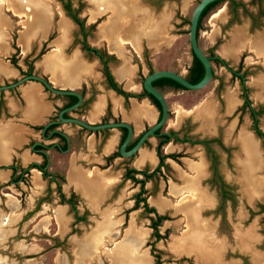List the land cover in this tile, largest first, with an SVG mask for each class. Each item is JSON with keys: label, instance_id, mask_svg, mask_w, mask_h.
<instances>
[{"label": "rangeland", "instance_id": "obj_1", "mask_svg": "<svg viewBox=\"0 0 264 264\" xmlns=\"http://www.w3.org/2000/svg\"><path fill=\"white\" fill-rule=\"evenodd\" d=\"M98 1L99 3H97ZM196 1L197 0H121V3L123 2V5L126 4L128 9L127 12L122 11V13L116 15L113 14L115 12H113L111 9L110 10L113 12L112 15L110 14L109 10L100 9L102 7L105 8L108 6V8L113 7L114 9L116 8L120 10V6L117 4L118 2L107 5L106 3H102L101 0H71V3L72 7L76 8L78 16L83 19V22L85 21V26L90 30L88 31L86 37L87 41L95 44H103L101 37H107V34H111L113 24L116 25L118 30L125 32L126 35H132L131 37L136 43L137 41L140 42V40H142L141 43L143 44V47L146 46V51H142L144 52L143 56L141 55V51L137 52L139 54V58L141 57L140 67L143 70V73H141L138 77L142 78L147 72L144 68L146 65L144 59L145 52L146 56L149 58L152 69L174 66L176 57H178V62L181 65H185L186 62L190 60L191 54L187 37L188 20L191 9ZM241 1L245 3L249 11L247 9L242 11L241 4L232 6L233 4L230 3L229 0H221L202 17L198 31V41L200 45L203 46L202 50L207 54L210 49L211 51L213 50L215 54L220 55L222 59L226 61L232 68H236L239 59L236 57V55L235 57L226 55V50L224 51V48L221 46L226 40L229 39L231 27L250 25L251 19L248 16V13L251 9L253 10L256 7L255 0ZM260 4L264 7V0H260ZM38 5V1L33 3V6L35 7H38ZM41 5L43 4H40L39 6ZM45 6H48L49 8L50 17L46 9L44 21L36 17L37 13L40 11V7L38 9L39 11H37L31 6L33 16H31V19L27 21L28 25L36 26L38 23V26L40 25L41 28V30L39 29L40 31L32 35L33 28H31L28 33L24 30L25 28L23 29V24L25 23L24 20L26 19L24 15H15L11 13V10H8L5 3L1 5L0 15L5 16V20L8 21L3 29L0 27V34L3 36L2 48L6 50L8 47L6 42L7 36V41H9V44L12 46V51H9V54L5 56V60L7 59L11 64L14 61L13 59H16V61L24 64L22 60L27 58V56L32 53V51L28 52L22 49V45L19 43L21 35V33H19L20 30H24L22 33L24 34L22 43L25 49L28 47L29 42L33 39V47L35 48L34 51H36L43 41V38H45L47 35H50V40L58 35V27L61 33L53 40V42L55 47L59 48L64 42V35L65 32H67L69 26L71 29L74 28V22L70 21L69 23V21H67L65 18H62L63 14L65 13L62 10L59 0H47ZM97 7L99 8V11L94 12L93 10ZM220 8L221 11L216 16H214V14L218 12ZM232 11L235 12L233 17H231ZM123 15H131L130 17L126 18L125 24L121 22ZM66 17L69 16L67 15ZM100 25L103 26L102 31H100ZM75 30H77V28ZM115 32L116 31L114 30L113 34H115ZM154 34H157V36H155V41L149 42L148 39H150V37H152ZM139 36L140 38L138 39ZM113 37L114 36L112 35L109 39L107 37L108 44L110 45L109 48L111 45L116 43V40ZM50 40H47V42L49 43ZM16 44H18V48L22 49L23 52L21 51L19 55L14 56L13 50ZM122 44L123 45L121 48H126L124 49L126 50V54L134 60V54L130 52L131 49H128L130 47L128 46L129 44L125 42ZM208 44H211L210 48L208 47ZM248 45L249 43H246V46L244 47L245 49H241L239 47L237 53L241 58L240 60L242 61V66L245 68L244 82L247 84L246 95L250 105L254 107L256 106L258 100L257 97L254 96V88L252 85H250V80L252 79V75L262 71V67L256 64L257 61L254 54L247 49L249 47ZM113 47L116 48L115 46ZM131 48H134L133 45ZM44 49L45 47L42 48L40 52L45 51ZM39 58L40 55L38 58H36V61H38ZM61 59L62 58L60 54L57 52L44 57V61L48 67L63 68L66 70L68 64H64ZM3 63L4 62L0 60V70L2 72L6 70V66ZM70 63V66L74 68L72 62ZM212 66L214 68L215 75L222 74L223 76L226 74V72H229L226 66L220 64L219 62L212 61ZM11 80L12 77L0 78V82H7ZM212 84L213 83L210 79L204 86L198 89H186L185 94L180 93L179 95L181 96H177L178 102L186 105H190V103L194 101L196 103L199 99H201V97L204 96V94L208 92L207 89L211 90ZM224 84L229 85L230 88L236 87L239 91L237 78L233 77L227 82L225 81ZM212 90L214 91V89ZM169 98L170 97H168V99ZM228 98L230 102H234V98L231 95H228ZM170 100H175L174 96H172V99ZM218 100L220 103H222L220 98ZM248 110V106H244L241 111L237 110L230 115L226 114V118L224 119L228 121L233 117L237 120L239 118V123L241 125H245L246 128L252 132V120ZM231 124L232 123H230L229 126H231ZM257 124L261 128L264 127V112L258 115ZM163 127L165 128V126ZM245 134H250V132L242 127L238 129L236 134V138L239 141V147L242 151V154H239L240 157L238 156V161H241L244 158V151L239 138ZM0 135H2L1 138H3V136L8 137V134L4 133L3 131L0 132ZM219 136L221 140H224L222 131L219 132ZM251 137L253 138L259 153L260 168H258L259 171L256 173V175L262 179L260 189L262 188L264 193V142L260 141L259 139L256 141L252 135ZM224 142H226L225 145L227 146V152L222 148L217 147L218 155L224 159V161L220 162V165H223V167L221 166V169L226 170L227 168L228 171L226 172L234 174L235 165L233 162V154L238 150L237 144L229 143V138H226ZM191 147L192 151L189 149L190 154H188V152H184L182 154L188 155L192 158H197L198 154L202 151L200 146L194 145ZM20 154V150H18L17 155H15L13 158L15 159V162L20 161ZM225 154L227 155L226 160ZM174 161L186 169L184 163H182L180 159H174ZM56 163L59 164L58 161H56ZM167 163L168 165L166 168L162 167L163 173L160 176H154L149 180L147 179L145 182L147 190L144 192V195L146 197L147 203L151 206H154L152 200L155 199L157 195L161 194L163 196H169L167 191L170 190L172 184L169 186V188L168 185L171 182L182 183V178L177 175V165H174V162L170 159L167 160ZM195 164H198L199 167L202 166L200 162H195ZM5 167H7V165H2V167L0 166V168ZM38 170L39 169L36 167L30 168V170H28L25 174H22L20 180H18L16 183H13L9 181V176L7 178H3L4 171L0 169V178H3L0 179V264H214L212 262L213 260L206 261L196 258V255L192 254V252L190 253L188 250V246L194 240L196 242L197 239L202 238L200 237V232L201 230L203 232V227L206 226L199 222L195 223L197 206L192 207L190 204L187 206V208L179 210L182 211L183 214L180 212H174L173 208L171 207L164 209V211L161 213L165 212L166 219L163 220L157 228L160 232L165 233L163 234V237L155 238L152 234L153 228L149 223L150 219L148 218V216H150L148 214L153 216V212L147 210V212H145L144 209L141 208V204L140 207L131 209L133 204L131 197L137 188H129L131 186H136L132 184L130 180H118L115 183L118 184V188H105L106 195L101 202V207L112 205L118 207V211L113 214L114 209L105 207L102 219L96 222L92 232L89 236H87V238L76 239L78 237H84V235L89 232L90 224L92 223L91 217H98L100 212L95 211L92 213L88 211L85 208L86 204H88L86 199L79 195L78 192H76L77 195H75L77 196L75 197L77 200V210L79 213H82L85 209L86 218L83 221L77 222L73 226V213L69 207L66 206L64 215L68 220V227L59 231V223L60 226L62 224V220H60L62 212L58 211L55 214V209L58 207V204H63V202L59 201L58 194L54 187L48 188V191L46 192L47 188H42V186L37 187V184L35 185V176L34 179L32 177V173H35V171H37V176L43 180L42 182L47 179V176H45L46 178L43 177L42 173ZM196 170L198 171V168H196ZM223 174L225 176V173ZM241 175L243 180V172ZM57 180L59 182L62 181L59 178H57ZM63 181L65 180L63 179ZM164 181L166 184L165 188H163ZM244 181L245 180H243L242 183H244ZM203 184H205L204 180ZM233 184V188H235V190L236 188L238 189V187L240 188L238 183L233 182ZM151 185L153 187H151ZM245 188H247L249 195L252 192H257L258 190H256L254 187L252 189L247 185L246 181ZM63 189L67 193L68 188ZM176 189L178 191L182 188H175L174 190L176 191ZM81 190L86 196H89L93 200L96 198V196H98L95 193L97 190L96 188H81ZM174 195L175 194L170 196L169 199L174 201L177 198ZM237 196H240V194L237 193ZM202 200L203 199L200 197L199 205L203 202ZM166 201L167 199L163 197L154 200V203L157 206L155 207L156 210L157 208L161 209L166 206ZM128 205L130 206L126 207ZM247 205L248 204L246 200L243 198L242 200L239 199L235 204V208H232L231 210L228 205L226 206L227 220L222 221L218 226V230L222 233L221 237L225 236L226 240L224 244L226 245V248L221 255V261H219V263L216 262V264H240V260H244L245 262L253 261L250 253L248 255H244V257L239 254L240 251L242 253L245 252V249L238 247V251L237 247L235 248L237 241L233 235L235 225L242 226V233L245 230L249 232L252 231L251 233H254V231H259L260 233L261 229L264 228L262 225L264 220L257 219L262 215L257 213L250 214L248 216L249 207H247ZM174 209L176 210V206H174ZM240 209H242V219L238 224L239 219L235 217V213L237 211L236 214L238 215ZM221 210H223V207ZM124 211H127V218L130 219L127 222L125 220L124 224H119L121 216L115 215L123 214ZM188 211L193 214V223L191 222V215ZM216 212L218 213V210ZM208 215H216L215 217H217V214L214 212H208V214L205 213L203 217ZM55 218L56 221L57 218L59 220L58 225L55 221ZM263 218L264 217H262V219ZM208 224L210 225L211 229L213 228L212 226H216V222L214 221H209ZM189 226V233L186 236H182V232L185 229L188 230ZM71 228H73V230H71ZM247 236L249 237L250 234H247ZM218 237H220V235L217 236V238L214 236L215 239H219ZM116 242H119V244L115 246ZM257 245V250L264 252V239L260 238Z\"/></svg>", "mask_w": 264, "mask_h": 264}, {"label": "crops", "instance_id": "obj_2", "mask_svg": "<svg viewBox=\"0 0 264 264\" xmlns=\"http://www.w3.org/2000/svg\"><path fill=\"white\" fill-rule=\"evenodd\" d=\"M243 4L245 5L244 2ZM261 7L264 9L263 6ZM11 13L18 15L13 11ZM63 18H65L70 23L71 20L69 17H66L63 14ZM101 25H100L101 29L99 28L100 31L103 30V26ZM70 29L71 27L69 26L67 32H65L64 35V42L60 45L59 48L55 49V44L53 40L56 37H58V35H60L61 33L58 27V35L50 40V42L48 43L49 47L42 52L39 60L38 61L35 60L34 62L35 67L38 69V71H40L41 73H45L47 77L51 80V82L59 87H75L77 85H80L81 82H85V84L88 87L89 83H93V87L96 89V91L93 99L89 102V107L85 113V116L88 120L98 119L104 110V106L106 102L109 101L110 110L112 114H119L122 119L131 122L135 132L139 131L143 127L144 122L147 124L154 122L157 116V109L146 96H141L140 98L129 97L128 103L126 107H124L122 105V96L120 94L115 93L114 90H112L111 88H106L101 82L102 81L101 75L98 68L99 64L95 57H87L86 55H84V53L79 49V46L77 44L72 46L69 52L64 51L65 47L71 41L72 29L71 30ZM229 33H230L229 39L226 40L221 46L222 48H224L223 49L224 51L226 50L225 52L226 55H229L231 57H235L236 55V57L239 58L237 53L238 48L240 47L241 49H245L244 47L246 46V43H249L248 45L249 47L247 49L254 54L257 61L256 64L262 67V71H259L258 73L252 75V79L250 80V85H252V87L254 88V96L257 97V100L259 102H261L264 98V24L255 27H251L250 25H245L241 27L234 26L231 27ZM7 38L8 37L6 36V42L8 44L6 51H4V53L0 51V60L4 62V65H7V68L3 72L0 70V78L13 77L18 74L17 69L10 62H8L7 59L5 60V56L9 54V51H12V46L9 44V41H7ZM139 38L140 36L138 37V39ZM101 39L103 40L102 41L103 44H96V45H100V46L104 45V47L108 51H113L116 57V61L109 63L110 71L113 74L114 78L117 81H120L122 87L125 89L133 90L136 92L141 91L142 88L141 84L138 80L135 79V75L137 71V62L131 59L130 56L126 54V50H124L126 48L124 49L121 48L123 44L119 45L116 42L115 43L116 45L115 44L111 45V47L109 48L110 45L108 44L107 37L102 36ZM141 41L142 40H140V42L137 41L136 46H133L134 47L133 49L135 50L133 54H138L137 51L141 50L142 47ZM197 42L200 48L202 49L203 46H201L198 41V34H197ZM32 43H33V39L29 42L28 47L24 49V51H28ZM210 45L211 44H208L209 48L211 47ZM113 46H115L116 48H114ZM21 51L23 52L22 49ZM50 51L53 52L57 51V53L60 54L61 58L64 61V64H68L66 70H64L63 68L48 67V65L44 61V56ZM218 56L221 57L220 55ZM73 58L74 59L77 58L81 62L80 67L72 68L70 66L71 64L70 62L72 61ZM188 62H186V64ZM19 63L22 66H24V64H22L21 62ZM186 64L181 65L178 62V57H176L174 66H170L167 68L175 70L181 74H185ZM144 68L146 70V66ZM141 73H143L142 68H141ZM210 79L213 83L211 90L207 89L208 92L204 94V96L201 97V99H199L196 103L195 101L190 103V105L180 103L178 102L177 99V96H181L179 95L180 93L182 94L186 93L185 92L186 89H175L167 85L157 86V88L163 94L169 110L168 118L166 119L165 128L170 127L172 129H176L181 134L182 133L181 130H184L185 125L190 124L189 127L185 128L184 135L198 137V138L206 135L209 136L217 135L220 138L219 132L222 131V136L224 137V140L226 138H229L230 139L229 143L237 144V148H238V150L233 154L235 173L233 174L226 172L228 170L225 167L226 170H223L225 171V177H231L229 175H234V177L236 178L235 182L238 183V186H240V188H243V191L248 193L247 188H245V181L244 183H242L244 179L242 180L241 178L242 172L238 161V158L240 157L239 154H242V151L239 147V141L236 138V134L238 129L242 127L248 132H250V134L253 137L254 135L249 129L246 128L245 125L243 124L241 125L240 123H237L236 118L233 117L228 121L224 119L226 118L225 117L226 114L230 115L231 113H233L235 111V108L241 102V99L238 96V88L236 87L230 88L229 85L224 84L225 81L227 82L228 80L232 79V77L230 76V72H226V74H224L223 76L222 74L215 75V71L212 66V76ZM57 80L59 81L57 82ZM212 89H214V91ZM87 93H88V88L86 89V94ZM228 95H231L234 98L233 103L230 102ZM172 96H174L175 100H170L172 99ZM168 97L170 98L168 99ZM218 97L222 100V103L219 102ZM1 99H2V105L0 107V129L3 130L4 133L8 134V137L4 136V139L6 140L7 151L5 152V155L3 157L4 159L0 160V166L2 167V165L5 166L11 163L14 156L17 155L18 150H20L21 153L19 155V157L21 158L19 164L21 166H26L32 161L35 162L40 161L41 158L40 154L31 152L26 144L31 138L33 139L39 138L38 132L31 127V124H38L43 122L52 108V103L46 97V92L42 89L41 84L35 80H26L25 82L19 84L13 90H3ZM55 102L58 103L59 100L56 99ZM210 107L211 110H209ZM35 120H37V122ZM230 123H232L233 126H229ZM262 129L264 130V127H262ZM66 130L69 132L70 135V145H69L70 147L66 152L58 151L54 148H49L48 149L49 160H48L47 168L51 171L61 174L64 177L65 181L62 180L60 183H61V190L65 194L67 193L63 188H68L67 192H69L70 190H73L74 193L78 192L79 195H81L82 197H84V199H86V202L88 204H86L85 208L88 211L92 213L95 211L100 212V215L98 217H93V216L91 217L92 223L90 224L89 232L86 233L84 237L76 238V239H82V238L85 239L92 232V229L96 224V222L102 219V215L105 207L114 209L113 214L116 211H118V207L112 205L101 207V202L106 195L105 188L113 187L115 185V182L119 180L122 161L119 158H114L107 165L103 167L100 166V164H103L104 162V159L102 157L103 154L113 149L117 141L118 132L115 128L112 129L110 131V134L105 138V140L102 142L99 148H96L99 139L95 137L92 133L88 135L82 134L80 136L76 132V128L75 127L73 128L72 126H66ZM224 140L222 139L221 141L225 145L226 142H224ZM154 142H155V138L153 136H150L148 137V141L144 145H141L138 148L136 156L131 161L135 166L140 167L145 162L152 166L156 162L157 158L153 150ZM182 145H184V149L188 152V154H190V150L192 149L191 146L194 145L200 146L202 151L198 154L197 158H192L188 155H182L180 157V161L184 163L186 169L181 167V165L175 162L174 159L168 158L174 162V165H177L178 167L177 175L182 178V183L171 182L168 185V188L171 184H173L172 186L173 188H185L184 190H187L186 188L188 187L195 188L197 189V192L199 193L200 197L203 199V191L205 190V188H207L206 183L203 184V179L207 174V168H206L207 161L204 157L203 149L201 147V144L198 142H195L194 144H188L187 142L185 143L170 142V144L167 145V149H171V150L179 149ZM221 160L224 161L223 158H221ZM56 161H58L59 164H57ZM195 162H200V164H202L199 172L196 170L194 166L196 165ZM221 166L223 167V165H220V167ZM0 169L4 171L3 178H7L8 176H10L11 169L8 166ZM88 171H90V173L91 171L93 172L92 175L95 179L90 178L89 175L91 174H89ZM255 171L256 173H258L259 169ZM34 176L37 177L35 181L36 182L35 185L39 182L37 184V187L42 186V188H45L46 180L42 182L43 180H41V178L37 176V171L35 173H32L33 179ZM50 185L51 187H53V182L50 183ZM97 185L98 188H103V190L99 194V196H96L94 200L89 196H86L81 190V188H97ZM172 193L173 192H170L169 190L167 191V194H169V196H163L161 194L157 195V197L152 200L154 207H157L154 203V200L163 197L167 199L168 203L166 206H164L161 209L157 208L158 212H162L167 207H171L173 208L174 212H180L183 214L182 211L174 209V201L179 197L180 192L176 191L174 193L175 194L174 196L177 197L174 201L169 199L170 196H173ZM66 206H68V204L66 203L58 204V207H56L55 209V214L58 211L62 212L60 217L61 218L60 220H62V224L61 226L60 225L58 226L59 231L68 227L67 225L68 220L64 215L65 213L64 210L66 209ZM202 208H203V202L200 203V205H197L195 223L198 222L201 223L203 221V223L206 225L207 222L205 221V218L200 214V210ZM115 216H121V222H122L123 214H118ZM129 219L130 218H128V221ZM121 222L119 224H121ZM56 223L58 225L57 221ZM205 227H203V230H205ZM200 233H201L200 237H205L204 231L202 232L201 230ZM204 239L208 240L206 238ZM209 245L211 246L210 243ZM219 250L220 249L218 248L217 255H219Z\"/></svg>", "mask_w": 264, "mask_h": 264}, {"label": "flooded vegetation", "instance_id": "obj_3", "mask_svg": "<svg viewBox=\"0 0 264 264\" xmlns=\"http://www.w3.org/2000/svg\"><path fill=\"white\" fill-rule=\"evenodd\" d=\"M59 1L61 3L63 12L69 16V18L72 22H74V25H73L74 28L71 30V41L65 47L64 51L69 52L71 47L77 44L79 46V49L84 53V55H86L87 57H95L97 59L98 64H99L98 68H99V72L101 75V80H102L101 82L103 83V85L106 88H111L112 90H114L115 93L120 94L122 96V105L124 107H126L129 97L140 98L141 96H146L157 109V116H156V119H157L159 117V114H160V107H158L156 105V103L153 101V99L143 89L142 84H141L143 77L142 78L138 77L141 74V68H140L141 57L139 58L138 54H134V56H135L134 61L137 62V71H136L135 79L140 82L141 87H142L141 91L136 92L133 90L123 88L121 82L117 81L110 71L109 63L116 61V57H115L113 51H108L104 47V45L100 46V45H96V44H93L92 42L87 41L86 37H87L88 31H90V30L85 26V21L83 22V19H81L78 16L76 8L72 7L71 0H59ZM229 1H230V3H232L231 0H229ZM255 1L257 2L255 9L248 13L249 14L248 16L251 19L250 20V26L251 27L259 26L262 23L264 24V9L261 7L260 0H255ZM237 2H240L239 4L242 5V7H241L242 11H245L247 9L245 7V5L243 4V2H241V1H237ZM66 3H68V5H69V8H68L69 11L75 15L77 20L76 19L74 20L72 18V16L68 14L69 11L67 10V7H65ZM232 6H234V4ZM234 13H235L234 11L231 12V15H232L231 17L234 16ZM67 15H65V16H67ZM91 21H93V20H91ZM87 23H89V22H87ZM76 28H77V30H75ZM47 40H50V35H47L45 38H43L42 42L40 41L41 44L39 45V47L36 51H34L35 48L33 47L34 42L31 44L30 48L28 49V52L32 51V53H30L27 56V58H24L22 60L24 63V66H22L18 61H16V59H13L14 61L12 62V65L17 69L18 74L16 76H13L11 81L16 80L17 78H19L20 76H22L24 74L35 73V74H39L40 76L44 77L55 88L69 89V90H74V91L78 92L81 96L80 102L72 108L64 109L61 112V115L64 117L80 118V119H82L88 123H91V124H97V123H103V122H109V121H119V120L125 121L132 128L131 137L125 145V149H129L136 142V140L138 139V137L142 133V131H144L153 122L150 124H147L144 122L143 127L139 131L135 132L131 122H129L125 119H122L119 114H112V112L110 110L109 101L106 102V104L104 106V110L98 119L88 120L85 116V113L89 107V102L93 99L95 91H96V89L93 87V83H89L88 87L85 84V82H81L80 85H77L75 87H59V86L53 84L45 73H41L35 67L34 62H35L36 58H38V56L41 55L43 52V51L40 52V50L44 47H45V49L49 47ZM128 46H130L128 49L129 50L131 49L130 52L133 54V52H135V50L133 48H131V44H129ZM141 46L142 47H141L140 51H141V55L143 56L144 52H142V51L143 50L146 51L145 50L146 46L143 47L142 43H141ZM210 52L214 53L213 50L211 51V49H210L208 52V56H209ZM13 53H14L13 54L14 56H17V55H19V53H21V49L18 48V44H16L14 46ZM190 53H191V50H190ZM144 59H145V64H146L145 65L146 71L149 72L150 68H151V70H153L151 67V63L149 62V58L146 56V52H145ZM191 59L192 58H190V61L185 66L186 67V73L183 74L185 77L188 73V68L191 64ZM238 59L240 60L241 58L239 57ZM61 60L63 61V59H61ZM239 60H238V63L236 65V68H232L224 60L222 62L211 60V65H212V61L213 62H219L220 64L225 65L226 68L228 69V71L230 72V76L232 78L234 77V78L238 79V85H239L238 96H240L241 102L235 108V111H237V110L241 111V109L244 106H248V108H249L248 112H249L250 118L252 120V122H251L252 134L254 135L256 140L259 139L260 141L264 142V130L261 127H259L257 124L258 115L264 112V102H263L264 100H262L261 102L258 101L256 106H254V107L250 105V102H249L247 95H246V89H247L246 85L247 84H245V82H244V80H245V68L242 66V61L240 60V62H239ZM27 80H35L41 84L42 89L46 92V97L52 103V108H51V111L49 112V114H47V116L43 122L38 123V124H31V127L35 131L38 132L39 138L38 139L31 138L26 144L29 147L31 152L40 154V156H41L40 161L39 162L32 161L26 166H21L19 164V162H15V159H13L12 162L7 165L11 169L10 176L8 179L10 181V177L13 174L14 175L20 174V176L22 177V174L23 173L25 174L28 170H30V168L36 167V166L32 165V163L45 162L43 164V168H45L46 171L48 172V174L46 175L47 176V179H46L47 183H46V187H45V188H47L46 192L48 191V188H51L50 182H53V187L55 188V191L58 194L59 201L68 204L69 209L73 213V219H72V225L73 226L77 222L85 220V218H86L85 209L82 213L78 212V210H77L78 207L76 204L77 200L75 199V197H77L75 195H77V194L74 193L73 190H70L69 192H67V194H65L61 190V183L57 180V178H58L57 176H62V175L58 174L57 172L51 171L47 168L48 160H49V154H48L49 148H54L58 151H62V152L65 151L66 152V151H68V149L70 147L69 146L70 145V135H69V132L66 130V126H72L73 128L75 127L76 132L80 136L82 134L88 135V134L92 133L95 137H97L99 139L98 145L96 146V148H99V146L102 144V142L105 140V138L110 134V131L112 129L115 128L117 130V132H118L117 133V141H116V143H115V145L111 151L103 154L102 157L104 159V162H103V164H100V166L103 167V166L107 165L114 158H119L122 161V167H121V173H120L119 181H122L123 179L124 180H130V182L136 186H131L129 188H137L135 190V192H133L132 197H131L133 200V204H132L131 209H135L137 207H140V204H141V208L144 209L145 212H147L146 206L148 205L146 197L144 195V192L147 190L146 189L147 187L145 186V182L147 181V179L149 180V179L153 178L154 176H160L163 173L162 167L166 168L168 165V163H167L168 158L177 160V159H180V157L182 155H184L182 153L187 152L184 149V145H182L179 149H173V150L167 149V145H169L170 142H175V143L187 142L188 144H194L195 142L200 143L201 147L203 149L204 157L207 161V165H206L207 174L203 179L207 185V188H205V190L203 191V208L200 210V214H201V216H203L205 213L208 214V212H214L215 214H217V217H215L216 215L204 216L205 221L206 222L208 221L206 224L205 230H204L205 238L209 240L208 243H210L211 246H213V248H216V249L219 248L220 249L219 255H217L215 262L212 261L214 264H216V262L219 263V261H221V255L226 248V245L224 244V242L226 240L225 236L221 237L222 233L218 230V226L220 225V223L222 221L227 220V216H226V206L227 205L230 207V210H231L232 208H235V204L238 202L239 199L242 200L244 198L248 204L247 207H249L248 216L250 214L260 213V215H262V216H259V218H257V219L258 220H260V219L264 220V218L262 219V217H264V193L262 191V188L261 189L258 188L257 192H252L250 195H249V193L243 191V188H238V189L236 188L237 191L235 190V188H233V185H234L233 182H235L236 178L234 177V175L233 176L229 175L231 177H225L224 176L223 173H225V171H223L220 167V164H221L220 162H222V160H221L220 156L218 155V150H217V147H219V148H222L224 151L227 152V146L222 143V141L220 140V138L217 135L216 136L215 135H213V136L206 135V136H201L199 138L184 135L185 128L189 127L190 124L185 125L184 130H181V132H182L181 134L176 129H172L170 127L164 128L163 126H165L166 119L168 118V114H169V110H168L167 117H166L165 121L162 123V125H160L158 128H156L154 130V133L147 136L143 140V142L141 143V145H144L148 141V137H150V136H153L155 138L153 150H154V153H155L156 158H157L156 162L152 166L145 162L142 166L137 167L131 161L136 156L137 150L141 145L133 153H130V154L123 155L119 151V145L122 142V140L126 134V127L117 125V126H104V127H100V128H88V127H85V126H83L77 122H74V121L61 120L59 117L60 110L62 108H65V107L71 105L72 103H74L77 100V96L73 93L54 92L51 89L47 88L42 82H40L39 80H36V79H27ZM25 81H23V82H25ZM7 82H9V81H7ZM23 82H21V83H23ZM0 83H5V82H0ZM152 83H153V81H152ZM18 85H15V86L8 88V89H0V107L2 105L1 96H2L3 90H13ZM153 85L156 88L159 85H167V86H171L172 88H175V89H191V88H185V87L184 88L178 87V86H175V85L169 84V83H159V84H153ZM87 88H88V93L86 94ZM56 99L59 100L58 103L55 102ZM246 99L248 100L247 103H245ZM167 107H168V105H167ZM156 119H155V121H156ZM237 123H239V118L237 120ZM255 128L259 129L262 132V134H258L255 131ZM165 135L167 137H165ZM160 156H161V160H160ZM226 159H227V155L225 156V160ZM12 166H14V168H12ZM36 168H38V167H36ZM38 169L42 173V170L40 168H38ZM131 169H133V170H131ZM147 173L149 174V176L146 175ZM130 175H132V177ZM42 176L45 177L43 174H42ZM18 180H20V179L11 180L10 182L16 183ZM165 181H164L163 188H165V185H166ZM58 185H59V187H58ZM151 187H153V186L151 185ZM58 188H59V190H58ZM112 188H118V184H115ZM60 193L63 194V197L65 198V200H61V194ZM237 193H239L240 196H237ZM67 198H71V200L67 201L66 200ZM137 198H140V199L136 200ZM71 201H74V202H71ZM130 205H128L126 207H129ZM148 206H151V205H148ZM152 207L154 208V210L152 211L153 216H151V214H148V215H150V216H148V218L150 219L149 223L151 224V222L153 220H156L157 223L155 225V229L151 225L150 226L153 228V231L156 230V232L159 234V236H156L152 231L153 236L155 238H160V237H163V234L165 232H160L157 227L163 220L166 219V215H165V212L164 213L158 212L154 206H152ZM222 207H223V210H221ZM131 209H129V210H131ZM129 210H127V211H129ZM217 210H218V213L216 212ZM127 211H124V213H123V220H122L121 224H124L125 220H126V222L128 221ZM236 213H237V211H236ZM236 213H235V217L237 219H239V222H238V224H239L241 219H242V214H241L242 209H240V212L238 215ZM157 214H160L163 216L159 220H157V218H156ZM209 221L216 222V226H212L213 228L211 229L210 225L208 224ZM262 225L264 226V223ZM241 228H242L241 225H238V226L235 225V228L233 230L234 231L233 235L235 237V240L237 241L235 248L237 247V250H238V247H240L241 249H245V252H243L244 254L241 251L239 252V254H241L244 257V255H248L250 253L253 261H246L245 262L244 260H242V261L240 260V264H264V252H260L259 250H257V248H258L257 244H258L259 239L260 238L264 239V228L261 229V232H260L261 234L259 233V231H254V233H251L252 231L249 232L246 230H245L246 232L244 231L242 233ZM71 230H73V228H71ZM238 234H240V235H238ZM247 234H250V236L248 237ZM213 235L216 236V238L219 235H220V237H218L219 239H215Z\"/></svg>", "mask_w": 264, "mask_h": 264}, {"label": "bare ground", "instance_id": "obj_4", "mask_svg": "<svg viewBox=\"0 0 264 264\" xmlns=\"http://www.w3.org/2000/svg\"><path fill=\"white\" fill-rule=\"evenodd\" d=\"M39 2V5L40 4H43V5H41V6H39L38 5V7H35V6H33V3H35V2ZM47 2V0H35V1H32V0H0V9H1V5L3 4V3H5V5H6V7L8 8V9H11L14 13H17V14H19V15H24L25 16V20H24V24H23V29L25 30V31H27V33H28V31L29 30H31V28H33V34L32 35H34V34H36L38 31H40L41 30V28H40V25L38 26V23L36 24V26L34 25H28V20L29 19H31L30 17L31 16H33V13H32V11H31V9H32V7L33 8H35L37 11H39L38 9H39V7H40V11H39V13H37V15H36V17H38V19L40 18V19H42V21H44L45 20V18H44V16H45V14H46V9H47V11H48V13H49V8H48V6L46 7L45 6V3ZM49 1V0H48ZM97 1V0H96ZM126 1V0H125ZM101 2L102 3H106L107 5L108 4H110V3H116V2H118L117 4H119V6H120V10L119 9H114L113 7H110V8H108V6L107 7H105V8H101L100 10H102V9H105V10H109L110 11V14L112 15V13L113 12H115V13H113V14H120V13H122V11H125V12H127V9H128V6H126V4H122L121 3V0H101ZM100 2V3H101ZM97 3H99V1L97 2ZM32 4V5H31ZM32 6V7H31ZM113 8V9H112ZM113 10V12L111 11V10ZM94 12H98L99 11V8L97 7L96 9H94L93 10ZM221 11V8H220V10L218 11V12H216L215 14H214V16H216L219 12ZM3 15H4V13H3ZM93 16V15H92ZM121 16V15H120ZM131 15H123L122 16V19H121V22L122 23H124L125 24V20H126V18H128V17H130ZM5 16H1L0 15V27L3 29L4 27H5V25L8 23V21H6L5 20V18H4ZM49 17H50V13H49ZM63 18V17H62ZM119 18V17H118ZM121 18V17H120ZM125 18V19H124ZM91 19V18H90ZM116 21H118V20H116ZM22 22V21H21ZM30 22V21H29ZM39 22V21H38ZM120 22V21H119ZM111 24V23H110ZM109 24V25H110ZM123 24V25H124ZM106 25V24H105ZM122 25V26H123ZM122 28V27H121ZM40 29V30H39ZM24 30L22 31V30H20V32L19 33H21V35H20V39H19V43L22 45V49L24 50L25 49V47H24V45H23V43H22V39H23V35L24 34H22L23 32H24ZM116 31L115 32V34H113V31ZM159 31V30H158ZM1 35V34H0ZM114 36L113 38L114 39H116V42L119 44V45H121L123 42H127V43H129V44H131V45H133V46H136V42L134 41V39L130 36V35H126L125 34V32H123V31H120V30H118V28L116 27V25L115 24H113V28H112V31H111V34H107V37H108V39L110 38V36ZM155 35L156 34H154L152 37H150V39H148L149 40V42H154L155 41V39H156V37H155ZM2 36V35H1ZM0 36V51H2L3 53H4V50L5 49H3L2 48V41H3V36L1 37ZM28 36V35H27ZM157 36V35H156ZM158 36H159V34H158ZM134 37V36H133ZM30 40V39H29ZM25 43V42H24ZM57 45H59V44H57ZM58 47H55V49H57ZM6 51V50H5ZM256 51V50H255ZM55 52H57V51H50V52H48L47 53V55H45L44 57H46V56H49V55H52V54H54ZM138 52V51H137ZM258 52V51H257ZM72 62V65H73V67L75 68V67H80L81 66V62L77 59V58H75L74 60H72L71 61ZM4 64V63H3ZM6 66V68H7V65H5ZM129 67V66H128ZM56 68V67H55ZM130 72V71H129ZM84 76V75H83ZM51 78V77H50ZM54 79V78H53ZM55 80V79H54ZM59 80H57V82H58ZM33 83V82H32ZM64 83V82H63ZM66 84V83H65ZM32 88V87H31ZM39 92V91H38ZM38 97V96H37ZM39 102H41V101H39ZM38 106V105H37ZM96 106V105H95ZM182 108V107H181ZM209 110H211V107L209 108ZM209 112V111H208ZM136 113V112H135ZM44 114V113H43ZM41 119V118H40ZM43 119V118H42ZM36 122H37V120H35ZM173 121V120H172ZM34 122V121H33ZM231 126H233L232 124H231ZM1 131H3V130H1L0 129V132ZM2 137V135H0V139H1V141H0V160H3L4 158V155H5V152L7 151V147H6V141L4 140V136H3V138H1ZM240 139V141H241V145H242V147H243V151H244V158L241 160V161H239V164H240V168H241V170H242V172H243V175H244V180L246 181V183H247V185L248 186H250L252 189H253V187L257 190L258 188H260L261 187V183H262V179L259 177V176H257L256 175V171L255 170H257L258 168H259V162H260V160H259V153H258V151H257V148H256V144L254 143V140H253V138L251 137V135L250 134H245L244 136H242L241 138H239ZM4 141V142H3ZM191 165V164H190ZM196 168H198V171H199V169H200V167H199V165L198 164H196V165H194ZM98 168V167H97ZM192 168V167H191ZM36 172V171H35ZM88 173L89 174H91V175H89L90 176V178L91 179H95L94 177H93V175H92V171H91V173H90V171H88ZM105 176H107V175H105ZM36 176H35V181H36ZM110 178V177H109ZM111 179V178H110ZM99 180V179H98ZM39 183V182H38ZM37 183V184H38ZM116 183V182H115ZM173 186V184L171 185V187H170V191L171 192H173L172 194H174L176 191H177V189H176V191L174 190L175 188H173L172 187ZM102 187V186H101ZM97 190L95 191V193H96V195H98L99 196V194L102 192V190H103V188H98V186H97V188H96ZM185 188H182L181 190H178L179 192H180V195H179V197L176 199V201H175V203H174V206H176V210H183V209H185V208H187V206L188 205H192V207H195V206H197V205H199V200H200V195H199V193L197 192V189H195V188H186L187 190H184ZM12 197V196H11ZM167 203H168V201H166L165 202V205H167ZM189 212V211H188ZM11 213H13V212H11ZM15 213V212H14ZM190 213V215H191V222L193 223V221H194V218H193V214L191 213V212H189ZM57 221H58V223H59V220H58V218H57ZM120 222H121V219L119 220ZM201 224L202 225H205L204 223H203V221L201 222ZM45 225V224H44ZM59 225H60V223H59ZM189 225V224H188ZM187 225V226H188ZM186 226V227H187ZM205 227V226H204ZM190 230V226H189V229L187 230V229H185L183 232H182V236L183 235H187ZM195 230V229H194ZM174 237V236H173ZM175 237H177V236H175ZM205 237H202V238H199V239H197L196 240V242H195V240L188 246L189 247V251L190 252H192V253H194L195 255H196V258H200V259H202V260H206V261H209V260H213L214 262H215V259H216V257H217V249L216 248H213V247H211L210 245H209V241L208 240H205L204 239ZM120 242V241H119ZM119 242H116L115 243V246L117 245V244H119ZM173 242V241H172ZM99 250V249H98ZM135 254H136V252H135ZM140 254V253H139ZM219 260V259H218Z\"/></svg>", "mask_w": 264, "mask_h": 264}, {"label": "water", "instance_id": "obj_5", "mask_svg": "<svg viewBox=\"0 0 264 264\" xmlns=\"http://www.w3.org/2000/svg\"><path fill=\"white\" fill-rule=\"evenodd\" d=\"M210 1H212V0H197L191 9V13H190L189 20H188L187 37H188L189 48L192 51V53L200 60V62L203 65V73H202L201 77L196 81H190L183 74H181L175 70H172L170 68H157V69H153V70L147 72L143 76L141 84H142L143 89L146 92L150 93L152 96H154V98L159 103L160 114H159V117L156 119V121H154L144 131H142V133L139 135L136 142L129 149H125V145L131 137L132 128L127 122L119 120V121H109V122L91 124V123H88V122H86L80 118L64 117L61 115V112L64 109L72 108L80 102L81 96L78 92H76L74 90L55 88L44 77L40 76L39 74H35V73H27V74L20 76L19 78H17L14 81L0 83V89L11 88L15 85L20 84L21 82H23L27 79H36V80H39L40 82H42L47 88L51 89L54 92L73 93L77 96V100L74 103H72L71 105H69L65 108H62L60 110V112H59L60 119L61 120H68V121H74V122H77V123H79L85 127H88V128H100V127H104V126H117V125L118 126H124V127H126V134H125L122 142L119 145V151L123 155L133 153L141 145V143L143 142V140L147 136L153 134L154 130L156 128H158L160 125H162V123L165 121V119L167 117L168 107H167L166 100H165L163 94L160 92V90L153 85V83H152L153 79L160 77V76L170 77V78L176 80L178 83H180L185 88H191V89H198V88L204 86L210 80L211 75H212V65H211L210 57L208 56V54H206L200 48V46L198 45V42H197V21H198V17H199V14H200L202 8Z\"/></svg>", "mask_w": 264, "mask_h": 264}, {"label": "trees", "instance_id": "obj_6", "mask_svg": "<svg viewBox=\"0 0 264 264\" xmlns=\"http://www.w3.org/2000/svg\"><path fill=\"white\" fill-rule=\"evenodd\" d=\"M219 1H221V0H212V1H210V2H208L203 8H202V10H201V12H200V14H199V17H198V21H197V33H198V28L200 27V23H201V19H202V17L215 5V4H217ZM231 2L234 4V5H236V4H239L240 2H237L236 0H231ZM65 7H67V10L69 11V5H68V3H66L65 4ZM68 14L69 15H71L72 16V18L75 20H77V18L75 17V15L74 14H72L70 11L68 12ZM209 57H210V59L211 60H213V61H220V62H222L223 61V59L222 58H220L218 55H216V54H214V53H212V52H210V54H209ZM191 64H190V66H189V68H188V73H187V75H186V78L188 79V80H190V81H196V80H198L200 77H201V75H202V73H203V65H202V63L200 62V60L192 53V51H191ZM150 71H151V68H150ZM153 81V84H159V83H169V84H173V85H175V86H178V87H182V88H184V86H182L180 83H178L176 80H174V79H172V78H170V77H166V76H160V77H157V78H155V79H153L152 80ZM147 94L153 99V101L156 103V105L159 107V103L157 102V100L154 98V96H152L150 93H148L147 92ZM247 99L245 100V103H247ZM244 103V104H245ZM255 131L258 133V134H262V132L259 130V129H257V128H255ZM165 137H167L166 135H165ZM160 160H161V156H160ZM45 162H42V163H32V165H34V166H36V167H38V168H40L41 170H42V174L44 175V176H46L47 174H48V172L46 171V169L45 168H43V164H44ZM12 168H14V166H12ZM131 170H133V169H131ZM127 175V174H126ZM147 176H149V174L147 173L146 174ZM131 177H132V175H130ZM20 174H18V175H11V177H10V181L11 180H17V179H20ZM60 180H62L63 179V177L62 176H57ZM58 187H59V185H58ZM58 190H59V188H58ZM61 194V200H65V198L63 197V194L62 193H60ZM138 199H140V198H137L136 200H138ZM67 201H70L71 200V198H67L66 199ZM71 202H74V201H71ZM146 210L147 211H153L154 210V208L152 207V206H146ZM163 215H160V214H157L156 215V218H157V220H159L161 217H162ZM156 220H153L152 222H151V226L155 229V225H156ZM153 233L156 235V236H159V234L156 232V230H154L153 231Z\"/></svg>", "mask_w": 264, "mask_h": 264}]
</instances>
